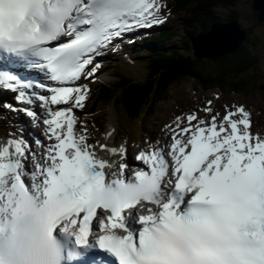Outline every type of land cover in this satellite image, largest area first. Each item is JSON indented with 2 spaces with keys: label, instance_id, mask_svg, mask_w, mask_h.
<instances>
[{
  "label": "snow or ice",
  "instance_id": "6c2138e0",
  "mask_svg": "<svg viewBox=\"0 0 264 264\" xmlns=\"http://www.w3.org/2000/svg\"><path fill=\"white\" fill-rule=\"evenodd\" d=\"M170 15L166 0H0L15 101L0 102V264H264V133L246 105L217 93L175 116L137 166L115 127L92 139L104 58Z\"/></svg>",
  "mask_w": 264,
  "mask_h": 264
},
{
  "label": "trees",
  "instance_id": "16d2710c",
  "mask_svg": "<svg viewBox=\"0 0 264 264\" xmlns=\"http://www.w3.org/2000/svg\"><path fill=\"white\" fill-rule=\"evenodd\" d=\"M236 1L181 0L185 11L183 20L189 24L196 23V21L202 24L207 14L201 10L202 7H206V4L220 5L229 9ZM208 15H210L209 12ZM236 18H239V13L233 8L231 19ZM195 26L190 31L187 30L188 35L190 33L195 35V29H199V25ZM201 28H206L205 24ZM182 47L184 48H179L167 55L164 54V57L156 64L157 71L153 70L154 64L146 65V76L143 82L132 85L131 78L123 79L124 85L131 87L119 98L120 104L124 106L123 110L126 111L128 106L133 105L135 108L143 109L146 114H150L154 111L158 100L167 99L171 92L175 91L173 90L175 87L182 86L185 80L192 76H196L206 88L226 89L229 87L230 90L244 94L246 97L252 94L250 93L252 88L249 86L257 84L256 81L260 74V56L257 48L253 53L248 47H239L231 55L197 61L192 52L190 38ZM154 75L158 76L154 77ZM103 96L108 98L106 90L103 91ZM143 119L142 116L141 121Z\"/></svg>",
  "mask_w": 264,
  "mask_h": 264
},
{
  "label": "rangeland",
  "instance_id": "374dc122",
  "mask_svg": "<svg viewBox=\"0 0 264 264\" xmlns=\"http://www.w3.org/2000/svg\"><path fill=\"white\" fill-rule=\"evenodd\" d=\"M169 1L170 5L174 4V0H166ZM242 15L246 18L249 19L252 15V11H251V5L249 0H245L242 3ZM257 36L260 38V40L263 42L264 40V30H258L257 31ZM179 36L182 35V33L178 34ZM264 44V43H263ZM149 45V44H147ZM169 45V44H168ZM145 48V47H144ZM148 49V47H147ZM145 52H147L146 48H145ZM141 55V54H140ZM262 66H264V58L262 60ZM264 75V73H263ZM130 79V82L132 83V85L137 84V82H141L142 80L145 79L146 76V68L145 65H141L139 64L138 66H135L134 69H132V71H130L127 75ZM157 77V76H156ZM186 85L185 86H177L175 87L173 90H177L179 93V96L177 97L179 100H175V101H171L170 99L167 102H163V104H170L173 108H180V109H188L190 110L193 106H196L198 103L199 99H202L203 97H199V96H206L205 99H212L215 101V97L216 95L214 93H218V91H207L204 88L205 85H203L200 80H196L195 78H191V79H187L185 80ZM264 85V80L258 84V86L260 85ZM139 88V87H137ZM230 93V92H228ZM229 96H227L226 98L229 101L228 104H251V106L253 108H255L256 110V114L257 117L252 118L254 121V129L253 132H259V133H264V92L259 93V92H255L252 96V98L246 100L243 96H239V95H232V94H228ZM248 98V97H247ZM204 99V101H205ZM203 101V103H204ZM218 104V101H215ZM194 103H196L195 105H193ZM161 105V108L159 111H161L162 109H167V106L165 105ZM225 103H223L222 105H224ZM159 113V112H158ZM157 113V114H158ZM111 114V113H110ZM110 114H107V116L109 117ZM156 114V115H157ZM104 114L101 113L100 115H98V118L103 117ZM133 125V123L130 122H126V127H131ZM135 128H136V124H135ZM114 143L116 144V138L114 137Z\"/></svg>",
  "mask_w": 264,
  "mask_h": 264
},
{
  "label": "water",
  "instance_id": "95a60500",
  "mask_svg": "<svg viewBox=\"0 0 264 264\" xmlns=\"http://www.w3.org/2000/svg\"><path fill=\"white\" fill-rule=\"evenodd\" d=\"M254 1V8L259 12L256 25L261 26L264 24V0ZM215 30L216 34L202 35L193 41L197 58L203 57L202 53H206L210 57H215L218 52L221 55L233 53L247 39V33L238 28L215 27Z\"/></svg>",
  "mask_w": 264,
  "mask_h": 264
},
{
  "label": "bare ground",
  "instance_id": "6f19581e",
  "mask_svg": "<svg viewBox=\"0 0 264 264\" xmlns=\"http://www.w3.org/2000/svg\"><path fill=\"white\" fill-rule=\"evenodd\" d=\"M161 27H162V26H161ZM162 34H163V28L159 30V38H160V36H162ZM171 38H172V37H171ZM169 43H170V42H169ZM169 49H170V46H169V47H163V51H164V52H167ZM207 91H209V90H207ZM7 97H9V96H7ZM158 105H160V108H161L162 103H160V104H158ZM159 110H160V109H159ZM159 110H157L154 114L156 115L158 112H160ZM105 112H106V114H110V113H111V114L109 115V117H112V120L110 121V127H114V126H115L114 119H115L116 114L113 113V112H110V111H105ZM144 121H145V119H143V120L141 121L140 116H138V117L135 119V122L138 123V124H142V123L144 124ZM0 127H1V126H0ZM114 137H115V136H114ZM114 137H113L109 142L112 143V145H117V144L114 143ZM100 155H101V156H104L105 158H109V156H108L107 153H100ZM128 174L131 176V171H129Z\"/></svg>",
  "mask_w": 264,
  "mask_h": 264
}]
</instances>
